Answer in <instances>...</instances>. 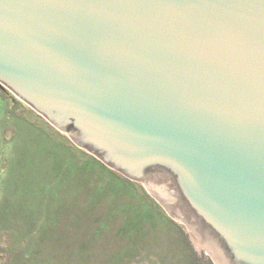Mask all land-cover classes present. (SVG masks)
Here are the masks:
<instances>
[{
  "label": "water",
  "instance_id": "1",
  "mask_svg": "<svg viewBox=\"0 0 264 264\" xmlns=\"http://www.w3.org/2000/svg\"><path fill=\"white\" fill-rule=\"evenodd\" d=\"M0 84L214 264H264V0H0Z\"/></svg>",
  "mask_w": 264,
  "mask_h": 264
},
{
  "label": "rangeland",
  "instance_id": "2",
  "mask_svg": "<svg viewBox=\"0 0 264 264\" xmlns=\"http://www.w3.org/2000/svg\"><path fill=\"white\" fill-rule=\"evenodd\" d=\"M0 264H214L149 185L128 180L0 84Z\"/></svg>",
  "mask_w": 264,
  "mask_h": 264
}]
</instances>
